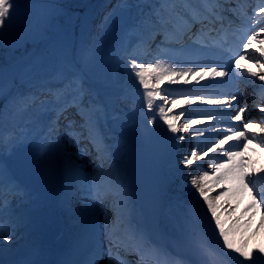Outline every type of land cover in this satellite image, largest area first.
I'll list each match as a JSON object with an SVG mask.
<instances>
[{
  "label": "rangeland",
  "instance_id": "1",
  "mask_svg": "<svg viewBox=\"0 0 264 264\" xmlns=\"http://www.w3.org/2000/svg\"><path fill=\"white\" fill-rule=\"evenodd\" d=\"M54 1H77L79 6H86V24L80 27L76 38L73 40L76 41V50L73 52L74 60L86 64L103 65L110 76L122 85V93L110 104H100L94 100V89L90 83L80 80L79 86L70 82L62 89L61 87L56 88L58 92L55 96L52 95L51 99L45 96L42 98L43 101L39 100L38 103H33L36 94L45 87L61 86V82H65L67 75L78 77L73 69L65 71L69 64L65 62L63 56V43L52 47L47 54L41 57L36 68L19 78L11 95L13 107L10 109L11 113H17V118L14 119L16 127L7 128V125L0 124V157L3 160H8L14 156L17 150L28 148L36 163L45 171L55 188L52 197L36 194L32 191L28 195L20 194L16 197V199L24 198L30 203V206L28 208L20 207L17 211L10 213V219L6 226L17 231L14 239L18 241V245L11 246L6 241L0 242V254H13L17 248L28 243L22 256L20 255L23 261L19 264H30L28 259H33V256L32 264H35L40 258V249L47 247V244L50 243L48 242L49 234L55 232L57 235L53 242L57 241L63 223L60 221L55 223L54 221L58 215L59 207L65 209L67 203L71 205L74 214L73 221L67 222V226L72 232L79 228L95 226L92 235L83 238L82 246L92 243L99 249L105 240L102 236V231L105 228H109V233L111 232L114 236H119L124 240L127 237L121 235L133 233V228L141 233L139 223L142 220V214L137 207V199L127 188L126 182L122 185L119 193L115 192V189L118 188H112L111 184L116 183L118 179L126 178L124 175L126 146L130 142H145L152 138L163 141L165 136L161 134L163 129L161 123L155 124L157 117L153 115L156 113V107L153 106L151 110L147 107L145 95L147 90L132 72L130 61L135 58L137 63L142 64L146 69L150 65H158L160 68L169 70L167 75L162 76L159 70L146 74V79L150 78V90L155 85V90L161 92V96L156 97L155 101L163 102L166 98L178 100L179 96L176 94V86L178 85L176 83L183 76L178 75V73L184 72L183 68L189 69L195 64L207 65L210 63L213 68L221 70L219 66L223 67L227 55L221 43L216 46H209L210 51H207L196 47V45L192 46V44L182 46L169 43L164 37L160 40L157 39V42L161 41V46L158 47L162 50L161 52H158L156 46H154L153 51L157 54L151 53L150 55L148 49L144 50V53L139 50L146 41H154L149 30L150 25L157 24L153 21L157 19L156 14L160 12V7L165 9L167 5L172 6L175 1L176 6L181 5L183 7L181 12L185 16L190 9L203 10V0ZM131 5L137 8L140 19L147 25L146 29L141 30L125 26L126 13ZM104 7L106 14L98 20L97 30L94 33L91 19L97 11ZM239 20L242 23L241 28L237 29L239 34L231 36L235 41L242 40L241 38L248 32L242 26L243 24L246 26L248 23L243 19ZM58 33L59 31L52 35L51 40ZM175 47L178 48L175 49ZM14 50L15 45H11L6 51V56L13 55ZM88 55L91 58H88ZM18 69L17 65H12L0 72V83L8 77L18 76L20 72ZM157 76H161L159 82H157ZM69 99L73 101L74 105L68 106V111L62 115V120L65 116L72 114L68 118L73 122V127L56 128L54 130L56 135L52 137L50 131L53 129L54 121L51 122L49 119L57 114V106ZM41 102L44 103L40 104ZM207 110L205 105L200 104L197 113L202 115ZM192 112L193 110H190L188 113L192 114ZM153 117L155 118L154 123L150 122ZM78 130H83L86 134L87 132L90 133L88 136L93 140H106L109 150L106 153L108 155L98 160L96 164L98 169L93 173L88 169V166L83 164L84 157L80 153L72 155L68 152L74 148V140L78 141L81 137L77 133ZM68 132L72 134L71 138L68 137ZM197 133L194 132L188 137L185 146H180L186 156L204 146V140L199 139L202 134ZM159 134L162 137H159ZM196 137L199 141L197 147L194 142ZM85 145H88L87 149L89 150V143L86 142ZM251 146L256 148L257 144L252 142ZM113 157L114 159L118 157V163L115 166L112 165ZM0 167H4V162L0 163ZM245 170H249V167H245ZM200 171L202 169L193 168L186 172L184 177L181 176L182 182L178 181L179 176H177V187L180 192L186 193L188 197L173 198L169 201L159 230L165 235L164 243L159 244L155 234L151 235L150 238L142 237L141 241L147 249L151 250H157L155 245H159L160 250L155 255L157 257L159 255L171 256L170 262L175 264H183L186 261L191 264H207L208 257L205 255V249H210L214 254L215 264H239L243 258H240L233 249L226 247L224 239L220 235V227L228 233L229 240L235 246H242L246 243L249 250H258L264 248V214L259 217L258 214L262 210L257 209L256 205L254 206L253 202L248 200L247 192L241 190L242 197H239L238 192L233 187H227L224 192L213 194L207 200L196 197L194 191L197 186L193 185L190 177ZM234 172V167H229L226 170L218 169L212 174L208 172L209 175L204 183L205 188L211 191L214 180L217 181L218 177L227 173L228 178L221 180L220 183L226 182ZM98 174L103 176L106 185H110L108 193L115 192L111 199L103 198L102 204L105 203L107 213L110 212L107 221L102 220L103 218L99 213L100 206L95 200L94 202L85 201L83 205L76 202L79 198L88 199L91 191L86 189L90 188ZM62 181H65L66 185L63 186L64 189H59L58 184ZM262 188H264V179L258 181L255 187L251 186V191L253 190L257 194ZM82 193L87 194V196H81ZM126 199L131 200L137 207L135 214L132 215L133 226L127 224L125 216H122L120 212L112 214L114 204L117 203L119 208ZM208 201L215 205V215L209 209ZM101 202L102 200L99 203ZM224 205L227 206L224 207ZM256 209L260 211H255ZM41 211H44V215L41 214ZM36 215H39L37 221ZM118 217L119 223H117ZM217 217L220 226L216 225ZM242 221H247V223L241 224ZM47 222L50 226L47 234L41 233L39 240L34 241L33 231ZM118 230H123L124 233L119 234ZM109 233L106 235L108 239ZM246 237L247 242H243ZM174 250L178 253L174 254L172 252ZM100 252L104 253L103 251ZM253 254L259 257L256 259V264H264V254L258 251H254ZM245 264H250V262L245 261Z\"/></svg>",
  "mask_w": 264,
  "mask_h": 264
},
{
  "label": "bare ground",
  "instance_id": "2",
  "mask_svg": "<svg viewBox=\"0 0 264 264\" xmlns=\"http://www.w3.org/2000/svg\"><path fill=\"white\" fill-rule=\"evenodd\" d=\"M251 14L252 11L249 15ZM244 29L249 32V24H247ZM254 30L258 33L257 40L253 41L247 49L241 46L242 43L245 42V36H243L242 40L237 43L228 40V45L232 48H226V62L222 67V70L228 73V75L223 77L212 75L211 70L213 67L210 63L207 65L195 64L190 66L189 69L183 68V73L185 74L176 83L178 85L176 86V94L179 96L178 100L174 101L170 98H166L165 101H167V103H165V101L154 102L153 106L156 107V113L153 116H156V121L162 125V135L178 134L184 124H189L188 130H184L183 133L188 135L192 132H198L202 134L200 135V138L204 140V146L200 150H195L197 155L193 157L192 152L187 156H175L179 145H171L169 143L173 138L172 136H167L165 139L167 141V143H165V148L169 156V162L166 169V175L168 178L167 197L169 201L173 198L179 199L180 197H188L186 193L180 192L177 187V176H179L178 181L182 182L181 176L186 172L191 171L193 168H200L202 171L191 175V181L193 178L201 176L204 172L212 174L218 169L226 170L229 167H234V171L239 170L242 173L247 174L245 175V183H248L249 177L254 184H258L259 180L264 179V132L261 131V129H264V123H260V120L264 118V111H261V108H264V101L261 100V96L264 94V89L260 86L264 85V81L259 79V75H264V68L261 67V65L264 64V57H261L259 52L260 49L264 48V44L261 43V41H264V31H260V26H256ZM241 56L244 58L241 59ZM237 60L239 61V64L243 66L242 68L236 66ZM252 72L257 73V76L253 77L251 75ZM244 85L250 86L248 91L244 88L241 89L240 93H235L233 91L235 87H241ZM253 96H255L256 102L260 105L259 107L252 106ZM217 101H220V103H217ZM224 101H230L231 103L227 104L224 103ZM200 104H203L208 108L207 112L202 115L197 113V106ZM246 104L248 105V108L245 112L239 113V108L244 107ZM158 105H163L165 107L169 119L175 117V119H172V122L177 125V132H172L168 128V124L165 120L160 117L157 107ZM190 110H193L192 114L188 113ZM181 113H183V115H181ZM237 114L241 115L242 118L248 122L246 129L243 128L240 121L234 119V116ZM78 132L82 133V137L86 136V133L83 131L78 130ZM242 132L249 137L247 139L248 142L247 140L238 139ZM161 134L158 136L162 137ZM68 137L71 138L70 132H68ZM100 140L101 142L92 149L94 152L95 149L97 150L95 154L88 153L83 140L80 142L74 141V148L68 151L72 155L80 153L84 157L83 164L88 166L91 173L98 169L96 165L98 160L101 157L106 156V152L109 151L106 140ZM252 142L257 144L256 148H252ZM227 151H232L233 153L238 154L229 161ZM152 156L155 157L153 154ZM117 160L118 157H115V159L114 157L112 158L113 166L118 163ZM188 160H191L192 163H187ZM216 165H223V167L217 169L215 167ZM245 167H249V170H245ZM8 175L9 171L7 169H2V174H0L1 179L5 180ZM102 177V175L98 174L90 188L86 189L91 191V194L88 195V199L79 198L76 202L83 205L85 201L90 200L91 202H94L95 200L100 206L99 213L103 218L102 220L107 221L110 217V212L107 213L105 203L102 204L104 201L103 198L105 197L106 200H109L115 195V193H108L109 185L105 184V179ZM205 182L206 180L201 182L204 192L203 195H201L198 188L194 191V195L200 197L201 200H206L205 197H211L213 194H217L221 191L224 192L227 187H233L234 190L238 192L239 197H242V194L240 193L241 190L246 191L248 200L253 202L257 209L262 210L260 211L256 209L255 211H260V216L264 214V206L261 204L260 196L249 191L251 186H253V183H250L248 188H244L242 184L231 178L222 183H217V181L214 180L213 189L208 191L204 186ZM65 185V181H62L58 184V188L64 189L63 186ZM115 186L118 188L116 193H119L121 191L122 183H115ZM14 189L17 194L28 193V189L20 185H17ZM81 196H87V194L82 193ZM13 197H15V195L9 194L4 203L0 201V221L5 225L10 219L9 215L11 212H15L20 207H25L30 204L28 201L23 199L17 200ZM101 200L102 202L99 203ZM218 205L220 206V203H218ZM226 206L227 205H224V207ZM72 210L71 205L68 203L65 209L59 207L58 215L54 221L55 223L58 221L63 223V228L59 234L56 245H58L59 249L63 250L65 253L63 256L64 263L60 262L48 247H42L39 252L40 258L36 264H78L76 252L81 254L87 253L90 244H86L84 249L81 248L82 239L92 235L95 226H92V228L77 229L73 233L66 226L67 222L73 219L74 214L72 213ZM116 212H120L124 215L127 219V224L131 225L133 220L130 217L135 214L136 207L131 200L126 199L119 208L117 203L114 204L112 214L114 215ZM49 222L33 231V234L35 235L34 241L39 240L41 233L45 234L48 232L50 229ZM245 223H247V221L241 222V224ZM109 231V228L103 229L102 236L105 240L101 243V248L105 249L107 256V260L105 261L107 264L113 259L112 254L115 252V249H113L111 256L109 255V239L108 236H106ZM121 232L124 231L122 230ZM16 233L17 231L13 230V235H16ZM243 242H247V237ZM9 244L15 246L18 245V241L14 239V242ZM27 244L28 243H25L24 246L17 248L12 257L4 258L0 264H18V260H20L19 256L27 248Z\"/></svg>",
  "mask_w": 264,
  "mask_h": 264
},
{
  "label": "snow or ice",
  "instance_id": "3",
  "mask_svg": "<svg viewBox=\"0 0 264 264\" xmlns=\"http://www.w3.org/2000/svg\"><path fill=\"white\" fill-rule=\"evenodd\" d=\"M204 3V12H195L192 17L189 20H185L183 22L182 28L187 31H192V29L188 28V24H191L193 26V29H196V31L193 33L194 35L201 31L202 29H206L209 26L212 27L213 30H215V25L217 21H219L221 24L223 23V18L225 16H228L229 19L232 18H238L245 20L246 23L249 24V32L245 34V42L242 43V47L247 49L250 47L253 41L257 40L258 33L254 30L256 26H260V31H264V0H259V4L257 5L256 9L252 10V14H248V9L245 7L243 3H240L239 5L234 4L233 0H203ZM17 8L16 0H0V30H2L3 26L6 23V20L10 18L13 14L15 9ZM157 19H155L153 22L159 24L162 28L166 27L167 24L170 23V21L164 20L159 13L156 14ZM203 16V18H201ZM196 25H200V28H196ZM262 44H264V41H261ZM260 55L261 57H264V48L260 49ZM241 59L244 57H240ZM130 66L132 72H134L135 77L138 78L139 83L143 85V87L147 90L145 95L147 98V107L151 110L153 109V105L155 102V98L161 96V92L159 90H155V85L152 86V89L150 90V84L149 79H146V74L149 72H155L159 70L161 76L168 74V69L160 68L158 65H150L149 68H145L142 64H138L136 59L133 58L130 61ZM236 66L242 68L243 66L239 64V61H236ZM217 70L213 68L211 70V74L214 76L223 77L228 75L225 71ZM262 68H264V64L261 65ZM250 72V70H249ZM185 73L181 72L178 73V75H184ZM251 75L253 77L257 76V73L252 72ZM161 76H157V82H159ZM259 79L261 81H264V75H259ZM262 89H264V85L260 86ZM261 100L264 101V94L261 96ZM59 104V101H57ZM167 103V101H165ZM217 103H220V101H217ZM224 103L230 104V101H224ZM252 106L253 107H259L260 105L256 102L255 96L252 98ZM62 107V111L60 112V115H63L65 112L68 111L67 107ZM158 111L160 114V117L165 120V122L168 124V128L172 132H177V125L172 122V119H175L173 117L172 119H169L167 116L166 109L163 105H158ZM248 108V105L246 104L244 107L239 108V113L245 112V110ZM261 111H264V108H261ZM183 115V113H181ZM66 120H69L68 127H73V122L67 117H64ZM59 120V116L57 117ZM234 119L240 121V124L243 125V128H247V123L241 115L237 114L234 116ZM150 122H155V118ZM250 122V121H249ZM260 123H264V118L260 120ZM183 128L185 131L188 130L189 124H184ZM262 132H264V129H261ZM199 134V133H197ZM249 137L245 135L243 132L241 133V136L238 137V139L241 140H247ZM179 139H183V136L179 137ZM238 153H233L232 151H227V155L229 158V161L233 159L235 155ZM197 153L195 151L192 152V156L195 157ZM187 163L191 164L192 161L188 160ZM217 169L219 167H223V165H216ZM242 168V165H241ZM232 171V170H230ZM0 174H2V169H0ZM245 173H242L239 170H236L232 175L231 179L237 181L238 183L242 184L244 188H248L250 183H253L251 178L249 177L248 183H245ZM208 177V173L204 172L201 176L195 177L192 180L193 185L197 186V188L200 190L201 195L204 194L203 187L201 185L202 181H205ZM228 178V174L226 173L224 176L217 178V183H219L221 180ZM253 187H255V184L253 183ZM251 191V189H249ZM257 195L260 196L261 202H264V188H262ZM207 200V197H205ZM255 206V205H254ZM208 207L213 212V215H215V205L208 201ZM119 217L117 223H119ZM216 225L220 226L219 218H216ZM115 227V225H114ZM220 235L224 239V244L228 249H233L236 253H238V256L240 258H243L239 261V264H245V261L250 262V264H256V259L259 257L254 256V251H258L261 254H264V248H260L258 250H249L247 247V244L245 243L242 246H235L228 238V233L223 230L222 227H220ZM127 236L129 239L137 240V237L135 233H127ZM14 242V235L13 230L11 228H8L2 221H0V242ZM124 243L123 239L119 236H114L113 233H109V255L111 256L112 250H117V255H119V249L121 248L122 244ZM137 251H141L139 245L137 246ZM205 255L208 257L207 264H215L214 254L210 249H205ZM94 264V262H92ZM109 264H111V260L109 261Z\"/></svg>",
  "mask_w": 264,
  "mask_h": 264
},
{
  "label": "trees",
  "instance_id": "4",
  "mask_svg": "<svg viewBox=\"0 0 264 264\" xmlns=\"http://www.w3.org/2000/svg\"><path fill=\"white\" fill-rule=\"evenodd\" d=\"M80 11L82 9H79L76 3H59L51 0H36L31 6L22 5L20 8H16L12 17L6 20L5 25L0 30V67L10 62L23 61L32 50L39 47L40 42L48 34L57 28L60 20L65 25H69L72 19L75 20L74 17L77 16V12ZM130 14L129 24L135 27L140 26L139 20H136L135 9H132ZM7 22L10 23L11 27ZM12 36L20 37L19 41H16L19 46L17 55L8 62L3 60L1 54L7 49L10 42L6 40ZM67 52L68 50L65 56ZM75 69L83 73L82 75L93 84L101 97L110 99L120 92L118 85L104 70L91 65L78 66ZM10 90L11 86L9 85L3 90V96L0 98V110L3 111L2 114L4 115L8 106L7 98ZM4 119L7 120L6 117Z\"/></svg>",
  "mask_w": 264,
  "mask_h": 264
},
{
  "label": "water",
  "instance_id": "5",
  "mask_svg": "<svg viewBox=\"0 0 264 264\" xmlns=\"http://www.w3.org/2000/svg\"><path fill=\"white\" fill-rule=\"evenodd\" d=\"M152 147L157 148L158 144L155 141H149L143 144H130L128 147L130 152L129 165L131 163L132 169L129 166V170L132 175L131 183L133 184V189H135L139 197H142V205H144V201L147 203V208L155 214V220L159 223L166 205L165 185L158 177L160 173V166L156 167L152 159H150L147 155L144 156L142 154L143 152L148 153L149 148ZM18 160L27 165L28 173H26V177H28V179L30 178V183L33 182L37 175L43 182L42 186H40L37 181L32 183L35 190L51 193V186L46 181L45 176L41 173L40 168L35 165V162L29 153L24 151L23 153L17 154L16 159L11 163V165L16 167L15 164Z\"/></svg>",
  "mask_w": 264,
  "mask_h": 264
}]
</instances>
